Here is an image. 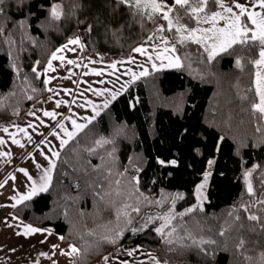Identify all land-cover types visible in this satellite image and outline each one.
Instances as JSON below:
<instances>
[{"label": "trees", "instance_id": "1", "mask_svg": "<svg viewBox=\"0 0 264 264\" xmlns=\"http://www.w3.org/2000/svg\"><path fill=\"white\" fill-rule=\"evenodd\" d=\"M55 3L64 13L59 21L50 15ZM3 7L0 126L23 122L47 104L44 68L52 54L77 35L82 36L86 56L104 61L127 58L140 45L159 42L161 35L170 41L173 37L168 31L153 35L167 24L160 16L155 23L134 19L132 11L118 7L115 0H5ZM236 47L240 51L247 46ZM177 49L198 57L195 72L160 69L131 83L63 146L49 190L13 208L20 221L64 237L63 247L78 248L70 264H105V257L137 248L153 251L163 264H252L235 248L234 233H218L226 227L229 211L255 199L246 191L247 170L255 168L252 184L258 196L264 188V119L252 108L254 92L248 90L254 88L256 68L248 59H241L242 69L237 67L236 59L248 56L246 52L224 53L209 61L202 45L177 43ZM252 58H258V48ZM101 137L114 143L98 147L94 141ZM211 159L207 198L199 204L196 188ZM172 160L175 165L167 163ZM125 204L140 209H126L131 223L124 217L117 220V209ZM190 208L195 210L179 215ZM170 212L176 215L172 224L179 235H185L186 228L198 239L217 243L204 245L206 252L165 244L155 229L163 223L159 217ZM149 217L152 222L145 226ZM121 229L122 236L116 238ZM245 235L258 239L255 233ZM248 247L252 250L247 256L264 251V245Z\"/></svg>", "mask_w": 264, "mask_h": 264}, {"label": "snow or ice", "instance_id": "2", "mask_svg": "<svg viewBox=\"0 0 264 264\" xmlns=\"http://www.w3.org/2000/svg\"><path fill=\"white\" fill-rule=\"evenodd\" d=\"M117 6L123 5L127 7L133 13V18H146L147 20L153 21L155 23L157 16H160L163 20L167 22L165 25H159L156 28V31L153 33L155 36L156 33H164L168 31L173 33L172 42L169 38L161 35V40L163 44V54L157 50L156 59L157 60H167V64H162L161 67L174 68V69H183L186 65L184 60H182L180 55H176L177 43L179 45H183L186 47L187 42H193L197 45H202L204 51L207 53V59L209 61L214 60L217 56L227 53L233 55H241V52L248 53V56H242L241 58L236 59L237 67L243 68V64L241 59H248L251 64H253L256 68L254 73L255 82L254 88L248 89L249 91L254 92L253 98L250 101L252 108L256 113L260 115L261 119H264V14H261L256 11H250L249 8L245 4L235 3L234 5H225L223 0H172V4L164 2V0H115ZM5 0H0V15L4 13V5ZM258 7L264 8V0H257ZM220 8L222 11H216L214 8ZM233 8L239 10V13L234 12ZM51 19L53 21H59L64 15L62 5L56 4L51 8ZM247 16L248 21L251 23L248 24L242 17ZM219 21H224L225 24L223 27H219ZM210 25V27H201L200 25ZM20 26H23V21L20 22ZM254 26V27H253ZM91 31V28L88 29ZM3 30L0 29V32ZM251 34V35H249ZM151 39V37H149ZM68 45H80V39L74 38L70 39L67 44H65L62 48L57 49V52H63L65 49L69 51H75L74 48H68ZM170 45V46H169ZM247 46L246 48L238 51L236 46ZM258 48V58L251 57L252 52ZM133 51L147 55L148 60H153L152 55L148 54L146 49L141 46L133 49ZM167 53H172V55H166ZM190 58V53L185 52L184 59L187 60ZM65 59L62 55H57L56 53L52 54L51 60H61ZM51 60L47 64V68L45 71H54ZM39 63V62H37ZM68 64H76L75 60H67ZM112 68L116 67V64L113 63L111 65ZM152 68L155 71H159L156 64L153 62ZM33 72H36V69L33 68ZM99 75L100 73H96ZM39 75V73H37ZM150 75L147 68H144L140 73L132 72L131 76L133 80L139 79L140 77H146ZM52 91V89H49ZM97 95H103V91H99L96 93ZM118 92L111 93V99L115 100ZM258 97V102L256 98ZM243 99H248L247 96L242 97ZM31 99V97H29ZM60 102L57 101V106H59ZM104 108L108 107V102L106 101L103 105ZM93 111L96 112L98 116L100 113L97 111V105H92ZM34 115V113H31ZM45 116H49L52 119H55L57 116L56 112H44ZM95 117L85 118L87 119V123L81 124L77 123L76 120L71 119V117H67V119L71 120V124L74 130H69L64 126L63 123H59L57 126L62 129L64 133V137H60V133L53 131V135L59 138L61 146H66L70 141L75 140L77 135L82 132L89 123ZM31 126V125H30ZM7 131V129H4ZM19 132H23L27 134V129L18 128ZM28 139L31 140L32 137L28 136ZM12 142L14 144H19L20 147H24L20 141L15 139V136L12 137ZM6 141L0 139V144H5ZM94 143L98 147H103L106 144L114 143L113 140L101 137L96 139ZM89 151H94V149H89ZM43 155V151L41 152ZM10 153L4 152L0 153V156H9ZM60 159L59 151H52L51 156L45 155V160L48 162V167H43L41 165H37L38 168L41 169V175L38 179H34L31 175L28 174L26 169H20L21 172L27 176L28 180L31 182L29 186V190L26 194H21L18 198L13 197L12 199L16 200V203H23L25 201L31 200L34 196L39 195L40 193L47 192L52 184L53 172L57 167V161ZM160 164L164 165L166 162L161 160ZM172 165L176 164L175 160L169 161ZM209 165L211 166L214 161L209 160ZM245 176L249 179L247 180V194L250 198H255L251 203L245 202L236 206L233 210L229 211L227 214L230 218L225 221L226 227L223 228L218 234L223 237L225 232L234 233L235 236V248L240 251V254L245 257L247 261L252 262V264H264V251L259 253L258 257L247 256L246 252L252 250L249 249L248 245L251 244L253 246L256 245H264V188L261 190V194L258 196L257 191L254 189L253 184L251 182L252 171L246 172ZM208 174H205V182L207 181ZM15 179V177H13ZM119 184V181H116ZM205 187L204 184H200L197 188V192H201ZM120 195L119 192L116 193ZM179 198V195L178 197ZM103 199V197H101ZM147 199V198H145ZM15 207V205H12ZM128 208H132V211L139 212V207H133L130 204L123 205L122 208L117 209V220L121 217H124L126 223H131V214L126 210ZM195 209H188L186 213L179 214L180 216L186 215L194 211ZM241 211L245 215H241ZM163 220V223L160 227L156 228L155 231L160 234V236L164 239V243L167 245H178L181 248H193L199 249L202 252H206L204 249V245H215L217 242L214 239H204L200 237L199 239L194 236L190 231L184 228V225H180V228H184L185 235L178 234V228L176 225L172 224V221L176 219V215L171 212L163 217H159ZM152 218L149 217L148 221L145 222V226L147 223H151ZM252 222V223H249ZM165 229H170L169 231H165ZM141 229H133V231H139ZM41 231L40 229L33 228L30 225L26 226V230L24 232L25 235L29 233H34ZM246 233H255L258 236V239L249 240L246 237ZM123 230L116 232V238L122 236ZM116 238L105 237L106 240L110 243H115ZM60 239H64V237H60ZM190 241V243H185V241ZM53 247H57L53 245ZM174 250V249H169ZM80 250L76 248L74 245L71 246V251L66 252V255H78ZM132 253L130 252L129 255ZM207 254V253H206ZM47 255V254H44ZM107 261L108 257L104 258ZM153 260L156 261V264H160L159 260H156L153 257ZM167 264V262H165Z\"/></svg>", "mask_w": 264, "mask_h": 264}, {"label": "rangeland", "instance_id": "3", "mask_svg": "<svg viewBox=\"0 0 264 264\" xmlns=\"http://www.w3.org/2000/svg\"><path fill=\"white\" fill-rule=\"evenodd\" d=\"M223 2L229 6L241 3L240 0H223ZM56 4L60 3H55L54 5ZM219 10L222 11L220 8ZM233 11L239 13L236 8H233ZM224 24V21H219L218 26L223 27ZM77 37L83 47L80 45H68V48H74L75 51L65 49L63 52H57L56 50L54 53L64 56L65 59L63 61L50 59L55 69L54 71L46 72L47 65L44 68L48 90L52 89V91H49L47 104L41 110L31 112L34 115L30 113L29 117L23 122L0 126V139L6 141L5 144H0V153H10L9 156H0V264H42L43 261H45V264L71 263L72 255L64 253L70 252L73 245L63 247L60 235L32 225L30 226L41 231L25 235L26 226H29V224L20 221L13 214L14 207L12 205L16 206L18 204L12 198H18L21 194H26L31 184L20 169H26L29 175L34 179H38L41 175V169L37 165L48 167L45 155L51 156L52 151L60 152L63 148L59 138L52 134L53 131L60 133V137L67 138L64 137L62 129L57 126L59 123H63L69 130H74L71 120L67 119V117H71V119L81 124L87 123L85 118L96 117V112L92 108L93 104L97 105V111L101 112L106 101L108 105L113 101L111 93L118 92L121 94L131 83L142 78L133 80L132 72L140 73L144 68H147L149 73H151L155 71L152 68L153 62L157 68L167 69V67H161L162 64L168 63L167 60L156 59L158 49L163 54L161 39L154 45L139 46H143L147 53L152 55L153 60L151 61L148 60L147 55L135 51L127 58L104 61L100 56H86L84 54L82 36L77 35L74 38ZM175 54L181 56L186 65L184 68L190 73L197 70L195 60L198 57L190 54V58L185 60V53L178 50ZM166 55H172V53H167ZM67 60H75L77 63L68 64ZM113 63L116 64L115 68L111 67ZM96 73L100 74L97 75ZM99 91H103L104 94L97 95L96 93ZM57 101L60 102L59 106H57ZM46 111L56 112V118L52 119L49 116H45L44 112ZM18 128L27 129V134L19 132ZM4 129H7V131ZM13 135L24 147L12 142ZM28 136H31L32 139L29 140ZM42 151L43 155L41 154ZM254 169L251 168L246 172L252 171L253 175ZM212 170L213 164L211 166L208 164L205 172V174H208L207 181L205 182L204 174L197 185V188L200 184L205 185L199 193L196 188L199 204L206 201ZM245 179L247 181L249 178L245 176ZM250 179L252 182V176ZM182 197L183 194L180 193L178 199ZM53 245L57 247L54 248ZM130 252L132 253L131 255H129ZM130 252L126 255L108 259L105 264H156L153 257L159 260L153 251L144 248H137ZM160 264L163 263L160 261Z\"/></svg>", "mask_w": 264, "mask_h": 264}, {"label": "crops", "instance_id": "4", "mask_svg": "<svg viewBox=\"0 0 264 264\" xmlns=\"http://www.w3.org/2000/svg\"><path fill=\"white\" fill-rule=\"evenodd\" d=\"M240 1H241V4H245L249 8L250 11H256V12H259L261 14H264V8L258 7L257 0H254V1H252V0H240ZM164 2L168 3L169 5L172 4V0H164ZM218 11H220V10L218 9ZM242 20H244L248 24L251 23L250 21H248L246 15L244 17H242ZM200 26L201 27H209L210 25L204 24V25H200ZM249 35H251V34H249Z\"/></svg>", "mask_w": 264, "mask_h": 264}]
</instances>
